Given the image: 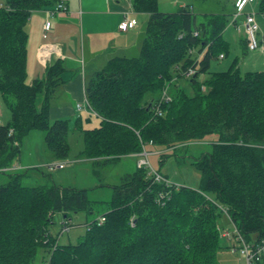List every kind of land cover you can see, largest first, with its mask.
I'll return each instance as SVG.
<instances>
[{"label": "trees", "instance_id": "1", "mask_svg": "<svg viewBox=\"0 0 264 264\" xmlns=\"http://www.w3.org/2000/svg\"><path fill=\"white\" fill-rule=\"evenodd\" d=\"M59 4L67 9L64 0L0 4V97L10 112V121L0 124V174L8 176L0 185V264H35L39 250L48 254L44 264H218L222 217L245 242L262 240L264 71L242 73L236 59L226 71H209L229 53L223 37L227 15L197 19L190 5L161 13L157 0H131L135 13L148 15L139 55L108 59L87 82L85 108L99 124L84 130L80 118L75 120L83 136L81 156L104 165L140 154L146 144L171 149L208 136L216 140L191 163L200 174L197 189L166 186L146 167H136L108 186L112 197L103 223L87 225L76 244L56 243L48 232L52 216L61 213L67 228L72 214L90 213L87 190L28 187L21 182L24 173L12 167L31 131L45 133V148L55 160L69 154L68 121L51 125L49 117L55 90L64 82L62 61L26 83L27 23L32 14L54 12ZM257 12L264 15V0ZM201 74H207L202 82Z\"/></svg>", "mask_w": 264, "mask_h": 264}, {"label": "rangeland", "instance_id": "2", "mask_svg": "<svg viewBox=\"0 0 264 264\" xmlns=\"http://www.w3.org/2000/svg\"><path fill=\"white\" fill-rule=\"evenodd\" d=\"M236 1L237 0H157V4L158 11L161 13H175L180 6L190 5L193 12L197 15V19H200L204 14H224L231 20L232 14L235 12L234 4ZM258 2L259 0H254V3L248 6L245 12H254V19L258 25L259 37L261 38L264 35V29L260 25V20H262L264 16L257 12ZM0 4H3V0H0ZM136 17L138 20V30L143 31L148 20V15L136 13ZM239 18L240 21L238 20V22H242L245 16L243 15ZM238 25L240 26V23H238ZM237 32L235 27H233V29L231 28V25H228L225 29L223 37L229 41V53L224 59L220 58L213 61L210 64L209 71H226L234 63V59H236V66H238L242 73L255 71L251 67L248 68L247 63L251 61L250 59L253 57V59H255L258 53L246 52L238 43L239 37H244V34ZM71 35L72 33L67 36ZM73 35H75L77 53L81 55V51H85L86 49V43L84 41V35L83 39H81L79 26H77ZM233 35L234 37L230 38V36ZM43 40L45 43H52L54 41L53 33L47 34L46 38ZM63 43L75 49V45L72 41H63ZM126 47L129 54H126L122 48L109 49V52L114 51V55L117 57H137L139 55V41L137 42V36L136 39H134V43ZM261 55H263V53ZM101 61L104 63L103 60ZM85 62L87 63L86 59ZM103 66H101L99 70ZM260 70L261 69L258 68V71ZM206 78L207 74L199 75L200 82L204 81ZM187 87L188 86H186V88ZM60 92L61 91L58 89L55 90V95L51 100L50 106L60 105L61 98L57 95ZM40 100L41 95L37 97V106H39L38 103ZM82 105H85L84 101ZM69 106L72 107V105ZM84 114L85 112L80 113L77 111L73 115H68L64 118H50L51 125L54 121L59 119L68 121L67 143L69 145V154L66 160L57 161L52 157L45 148V133L37 130L31 131L22 138L19 159H17L12 167L13 173H24L21 182L28 187L55 185L62 188L87 190V197L93 203L90 213L78 212L72 214L70 219H67V230L65 229L66 225H64L65 219L61 213H55L52 216V222L48 226V232L56 239L58 245L76 244L85 234L87 225L93 221L99 220L104 213L110 210L108 202L112 197V190L108 186L118 185L123 176L133 173L136 167H138L137 162L141 161L142 158V156L138 154L129 155L117 160L115 163H107L104 165H94L93 162L84 159L81 156V152L83 151V136L82 133L76 129L74 124L76 117ZM9 121L10 112L3 105L0 97V124L5 125ZM96 123L97 119L92 117L90 124L84 126L87 129H91ZM215 140V136H208L200 142L171 149H163L158 145L146 144L144 147L149 153V168L157 171L174 185L197 189L199 186L200 174L191 163L198 155L210 151V145L214 143ZM161 154H165L164 157H162V163L160 162ZM52 163L63 164V169L51 168L50 165H53ZM7 181L8 176L0 174V185L5 184ZM218 226L220 234L225 231L231 232L233 230L231 222H228L226 217L219 219ZM220 246L221 249L216 254L218 264H246L245 259L240 256L238 250L235 252L232 250V241L220 236ZM47 258L48 254L44 250H39L35 264H44ZM252 264L258 263L253 262Z\"/></svg>", "mask_w": 264, "mask_h": 264}, {"label": "crops", "instance_id": "3", "mask_svg": "<svg viewBox=\"0 0 264 264\" xmlns=\"http://www.w3.org/2000/svg\"><path fill=\"white\" fill-rule=\"evenodd\" d=\"M64 2L67 8L66 11L62 13L55 12L49 18H47L46 11L36 12L32 14L27 23L26 83L30 85L33 80L42 79L46 68L55 61L61 60L65 72L63 74L64 82L57 88L61 91L57 94L61 98L60 105L50 106L49 117L64 118L68 115H73L77 111L80 113L85 112L84 115H79L76 119L80 118L82 128L88 130L84 125L90 124L92 117H94L97 119V123L91 127L93 129L98 126L99 119L90 110L85 108V105H82L83 101L85 102V86L87 82L94 72L105 65V62L108 61L107 58L115 57L114 51L109 52V49L122 48L126 54H129L126 46L133 44L136 36L140 48L143 31L138 30V20L136 13L131 8V0H64ZM248 6L250 5H247L245 9H248ZM241 16L243 15L238 16L236 20L237 24L240 23V25L242 22H238V20L240 21L239 17ZM125 17L136 19L137 24L135 28L126 31L118 29V25ZM47 19L52 24L51 31L49 32L50 34L53 33L54 41L52 43H45L42 38L43 24ZM260 25L264 29V17L260 20ZM77 26H79V30L81 31V39H83L84 35L86 43V49L85 51H81V55L77 53L75 35H73ZM233 27L231 25L232 29ZM71 33V36H67ZM263 36L260 38L258 35L259 42L264 40ZM232 37L234 35L230 36V38ZM244 40L245 36H240L238 43L246 52H249L246 49ZM63 41H72L75 49L63 43ZM227 42L229 43V41ZM255 52L258 53L257 57L250 59L251 61L247 63V66L248 68H253L255 71H258V68L261 69L260 71H264V46L262 50L251 53ZM262 53L263 55H261ZM69 105H72V107ZM78 105H82V107L79 108ZM138 155L140 156L141 154ZM52 164L54 165V163Z\"/></svg>", "mask_w": 264, "mask_h": 264}, {"label": "built area", "instance_id": "4", "mask_svg": "<svg viewBox=\"0 0 264 264\" xmlns=\"http://www.w3.org/2000/svg\"><path fill=\"white\" fill-rule=\"evenodd\" d=\"M253 4V0H238L236 2V12L233 14L231 19V25H234L236 30L238 32H242L246 39V45L249 52H254L257 50H262L263 48L260 46L258 41V32L259 28L258 25L254 19V12H245V7L247 5ZM66 9L63 5L59 4L56 6V9L54 12H46L47 18L50 17L52 13L55 12H64ZM53 15V14H52ZM240 15H244L245 18L241 25L236 24L237 17ZM136 19L134 18H124V20L118 25V29L122 31H126L128 29H133L136 26ZM51 21L45 20L43 24V32H42V38H46L47 33L51 31ZM80 108L81 106L78 105ZM148 154L143 149V154L141 161L137 163L138 167H146L148 169V175L153 176L154 180L156 182L163 181L165 182L166 186H169L170 183L164 180L161 176H159L155 171H153L151 168H149V162H148ZM53 169H62L63 164H54L50 165ZM49 167V168H50ZM105 221L104 217L99 219V224L103 223ZM222 237L226 238L229 241H233L238 250L241 257H243L246 261V264H252L253 262H263L264 261V239L260 240L258 243H247L243 239V237L240 235L238 230L233 226L232 232H222ZM235 251V249H233Z\"/></svg>", "mask_w": 264, "mask_h": 264}, {"label": "bare ground", "instance_id": "5", "mask_svg": "<svg viewBox=\"0 0 264 264\" xmlns=\"http://www.w3.org/2000/svg\"><path fill=\"white\" fill-rule=\"evenodd\" d=\"M237 22V21H236ZM229 25H231V20L229 21ZM258 35H259V32H258ZM259 41V40H258ZM262 48H263V46L262 45H260ZM220 58H223L222 56H220ZM163 98H165L166 100H169V97L166 95V93L164 92L163 93ZM140 162V161H139ZM264 239V238H263Z\"/></svg>", "mask_w": 264, "mask_h": 264}]
</instances>
